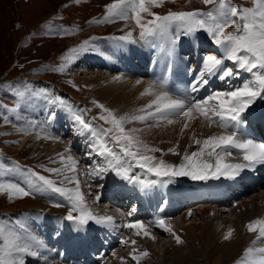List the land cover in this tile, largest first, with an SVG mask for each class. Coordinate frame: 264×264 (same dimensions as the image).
<instances>
[{"label":"rangeland","instance_id":"obj_1","mask_svg":"<svg viewBox=\"0 0 264 264\" xmlns=\"http://www.w3.org/2000/svg\"><path fill=\"white\" fill-rule=\"evenodd\" d=\"M252 1L253 0H251L250 3V0H231V4L232 6H236L238 8H247L249 5L253 6ZM114 2L115 0H79V2H76V0H0V80L5 81L8 77H17L21 75V77L23 78H28L29 80L36 81L38 83H52V88L54 90L57 89L60 90V94L63 95L65 98L72 100L74 103H77L82 108L85 107L86 109H88L89 116H94L96 120L104 122L105 129L111 127L112 125L110 123L106 122L105 120H101L99 118L101 114L107 115V113H105L104 109L100 108L98 104H103L105 108L111 109L114 115H116L117 117H120L122 113L119 114L116 113L115 112L116 110L115 108H113L112 103L108 105V103L106 104L101 100V97L103 95H101L102 93L100 92L102 90H106L111 85L115 87L123 86L124 88L123 90L125 91V93L127 92L130 93L133 89H138L142 87V84L146 78L151 80L154 83V85H156L157 88L160 89L162 87L161 82H158L153 79V77L156 74H158V73L155 74V70L153 73L151 69V74H149L148 72H147L148 74L144 73V70L147 69V67L144 64L140 66L137 63H135L138 67L142 68V71H139L137 69L139 74L141 75L144 73L142 75L143 78L141 79H136L140 77H136V75H134V72L131 70L130 72L132 73L133 77L136 78H132V76L126 75L125 74L126 69L123 70V72L120 71L118 74L117 73L109 74L107 70L105 71L92 70V69L88 70L84 67L79 68L78 65H72L73 61L71 60V58H69V55L71 53V50L74 48L75 44L77 43L76 41L80 39L78 37H83L90 33L100 34L104 32H112L118 35H125L129 31L134 33L135 30L139 28L136 25L134 19L129 18L125 20L118 17L114 18L111 21H105L106 22L105 25L102 24L103 22H98L100 25H93L97 23L95 21L104 20L108 12L106 5L112 4ZM240 2H242L245 5L244 6L240 5ZM254 3H255L254 6L255 8L256 2L254 1ZM215 4H220V0H214V2L211 4L204 3V0H162V2H160L158 5H148L150 9L149 12L141 13V16L143 18L142 23H147L148 21L153 19L151 13L157 14L158 12H167L171 10L184 11L196 6L207 7L209 5L210 6L208 9H212L215 6ZM128 15L129 17L133 15L131 10L128 11ZM51 17L52 19L60 18L67 22H76L77 24H79L80 30L77 31V33L79 32L78 35L76 33L74 36L65 38L64 36L58 37L53 33L52 35L49 34L48 31L49 23L46 22H48V19L52 20ZM34 30L37 31L34 33L30 32ZM22 38L24 39L22 40ZM200 38L194 43V45L200 40ZM202 38L206 39L205 37ZM155 40L160 41L162 39H155ZM114 41H120V40L113 38V42ZM128 42L133 43L137 47H139V45H142L141 47H143L145 44L148 45L147 41L142 39H136L135 42L134 41L132 42L128 41ZM103 44L104 45L100 43L101 48L108 46L107 45L108 43L106 42H104ZM112 45H114V43ZM156 48L158 47H155L156 54L161 53L162 56H168L170 58V55L166 54L164 50H162L161 48H158L157 50ZM105 53L107 54V52L105 51L103 52V55L96 54L92 56L89 60L104 63L106 67L109 69L116 68L117 65L115 66L114 63H116L118 60L114 59L113 56H111L112 55L111 52L109 53L110 58L104 56ZM173 53L176 54L175 49ZM104 57L106 58L104 59ZM180 58H181V63L185 61L182 57ZM148 59L146 61H148ZM119 61L123 62L120 58ZM51 63L56 64V67H54L51 71H48V69H45L44 65ZM181 63H179L178 66H180ZM178 66L175 67L177 69V71H175V74L176 72H180ZM231 67L233 66L231 65ZM55 69L58 70L55 71ZM233 71L235 72L237 71V69L233 67ZM179 74L184 75L181 73ZM240 74L241 73H239V75ZM127 76L129 77L126 78ZM235 77L237 76H234L233 78ZM252 78H253L252 75L246 72V75L243 77L240 84L239 82H232L226 90H232V88L241 85L245 80H251ZM130 80H132L133 83L128 84L127 81ZM218 80L219 79L211 77V81L213 82ZM23 81L24 79H21L18 81V83L20 84ZM98 83H100L101 85L97 88V91H94V88L96 85H98ZM14 84L15 83H10L11 86H14ZM15 88H18V86H16ZM15 88L12 90H15ZM26 88L29 91L32 90L29 84L26 86ZM35 89L37 92L41 91V88L38 85H36ZM202 90L203 88L200 91ZM192 95H194V93H192L191 96ZM131 96L132 95L127 96L120 94L113 99L124 102L128 105ZM156 97H157V92L153 91L151 94H147L144 93L143 91L140 92L138 90L137 95L135 96L129 108L127 109V112L130 114V117L138 116V115H146V113H148L149 111H154L155 105H153L151 109L147 108L146 106L149 105L153 100H155ZM205 97L206 96H204L203 99ZM1 101L5 102L6 104H9L8 106L12 111H14L12 112V114L15 115V117L19 116V111L17 112V108L15 105H11V100L4 99L3 97H1ZM259 102L262 107L261 115L264 123V100H259ZM22 105L24 106L25 103H22ZM141 109H143V111H141ZM80 114H82L83 117L85 118L84 110L80 111ZM38 116L41 117L42 121L47 122L48 126L50 127L49 121L50 120L52 121L50 117H48L47 115L42 116L40 115V113H38ZM15 117H11L7 113L3 114V111L0 112V158L8 155L14 156L17 157L18 159H21L24 163L31 164L33 169L40 175L51 178L54 181H57V178L63 179V177L66 176L67 173L66 170L58 174V173L50 172L48 171V169L50 168L59 169L64 167L65 165H71L72 161L70 162L66 160L61 161L60 156L56 155V153L52 155H47L48 154L47 152L49 150H47V152L45 153H38V152H33V149L31 148L22 149V150L17 149V146L21 141L20 135H24V134L26 135L31 133L33 135H36L34 140H37L39 142L44 141V143H46L47 146L52 145L57 140L62 141L63 138L58 136V139H53L51 137L44 136L41 133L40 134L44 137L39 136L36 133H32L30 132V129L27 128L26 124H23L24 126L22 124H15L12 121V119H14ZM168 119H171L173 121L177 120V122H179L180 119H183V116L179 117V115L176 116L171 115V117H168L167 119L159 115L146 116V119L144 120H131L130 122H125L123 127L125 128V130L137 129L138 131L134 133V135L138 136L140 140L143 139L142 141H144V143L147 144L146 141L148 139L145 140L144 137V136H148L146 129L151 130L152 133L153 132L163 133L176 128L172 123L169 124L167 122ZM165 124H168L167 127L164 126ZM211 126L219 127V125L218 124L216 125L215 123ZM139 127H142L143 130L145 128L146 129L144 131H140ZM94 132L96 133V136H99V134L97 133V129ZM56 133H59L57 129H56ZM95 139L96 137L93 136L92 134H89L82 138V140L88 145L92 144V142L95 141ZM180 146H181L180 144H175L174 142H170L168 145L164 146L163 148H160V154L158 158H163V159L165 158L164 160H166L168 163L179 164L184 152L181 155H175L173 153H170L168 150L175 149L176 151L181 153ZM82 149L83 148H78V146H74L72 147L71 152L69 149L68 150L70 152L69 156H72L73 158L77 157V160H75L78 162L75 165L76 170L79 169L80 162L83 163L80 169L84 171L85 175L81 176L80 190L84 193L85 201L87 204L88 203L87 201L89 200L88 197L93 196L90 191V183L98 187L99 185H101V182L103 180H111V181L113 180L111 178L109 171L103 172L99 176H97L93 171L94 169L106 168L107 161H105L103 157L101 155H98L97 152L95 151L89 152V154L87 155L78 156V151ZM232 154L233 151L231 152L230 155L229 154L226 155L231 156ZM64 157H67V155H64ZM33 163H35V165ZM143 171L144 170H141L138 167H133V173L139 175ZM71 175H73L72 172L70 175L67 176H71ZM113 176L117 177L115 174ZM204 182L205 181H200L199 184H202ZM57 184H61V183L57 182ZM68 186L69 188H73L74 184L69 183ZM217 188L220 189V186L217 185ZM228 189L229 187L226 188L225 190ZM92 192L96 194L93 189ZM174 192L175 194H177L178 192H185L184 187L178 186V188L174 189ZM8 193L9 192L7 191L0 192V211L11 210L18 212V210L21 209L40 208V207H45V208L47 207L50 208L51 211H55L53 209V205L47 203L45 200H41V201H37V200L34 201L33 199L28 200V198H26L27 196L21 197L18 195L10 200H7L6 198L2 197L3 195L7 196ZM167 193H168V188L164 187L163 194L166 196ZM199 194H201V192H199ZM213 196L214 195L207 194L206 197L207 198L211 197L210 198L212 199L211 201L203 202L201 204L198 203L195 206H193V211L190 210L189 212H187L188 210L187 211L185 210L186 211L185 212L183 210L178 215L174 216V218L177 219V221L176 220L173 221V225L174 227L177 228L176 225L178 223L180 227L178 233L184 234V235L181 234V240L183 241V243L173 242L176 238H172V236L167 237L168 231L163 230V228H155L156 231L154 232L155 234H157L158 239L156 240V238H154L153 240V238H151L149 242L147 241L148 247L153 251L150 264H167L166 262L168 261L167 258H169L171 261L174 262L179 257H176L174 259L171 258V250L173 248L175 249L176 247H180V249L181 247L189 249L191 250L192 254L185 256V258L180 257L181 261L180 260L176 261V263L174 264H212V262H214V260L216 259L215 256H212L214 250L215 251L222 250L225 248L226 245L232 242L231 240L225 239V236L228 235V233L233 229L234 226H237V224L234 223H238V220L241 221V219H243V221L239 227L241 239L239 240L240 242L238 243V246L241 243H242L241 248L245 245L246 240L244 239V237H248L247 234L256 235L259 239L264 240V237L260 235L259 230L255 229V231H250L247 230L244 226V223L247 220V218L244 215V213L246 212L245 209L248 208L250 212L254 213L252 210V206H257L258 209L260 203L264 202V199H261V197L264 196V190L260 191L259 193H251V195H249L243 201L236 200V204L232 205L233 209H231L229 213L222 212V207H219L220 205L219 201L215 200L214 199L215 196L214 197ZM257 196H260V198H258L255 204L252 205L251 200H253ZM154 197L156 198L155 195ZM210 205L214 207H211ZM164 209L165 210H163V213L169 212L168 209H166V202H164ZM258 210L256 214L254 213L255 219L264 221V204L262 205L261 210L259 212ZM188 214L190 216L188 217L185 216ZM238 217L240 218L238 219ZM39 233L40 234L43 233V229L41 227L36 228V234L38 235ZM244 233L247 234L243 236ZM257 234L260 236H258ZM2 243L3 241L0 240V244ZM247 249L249 248L246 247L245 250ZM166 252L168 253L167 257L165 256ZM252 253L254 254L260 253L261 255H264V252H261L259 250L258 251L252 250ZM235 256L236 254L232 259L222 264H230L232 260L235 258ZM245 257L246 258L244 260L239 261L238 264L241 263L254 264L253 260L256 259H258L256 260V264H258V262L262 259L259 257H254V258L251 257L249 258L248 256ZM20 258H22V256H20Z\"/></svg>","mask_w":264,"mask_h":264},{"label":"snow or ice","instance_id":"obj_2","mask_svg":"<svg viewBox=\"0 0 264 264\" xmlns=\"http://www.w3.org/2000/svg\"><path fill=\"white\" fill-rule=\"evenodd\" d=\"M76 2H79V0H76ZM160 2L162 0H115L114 3L106 5L108 12L104 20L95 22L111 21L117 17L125 20L132 18L140 29V38L145 41L150 38L165 40L168 46L166 51L169 55H172L175 45L182 37L191 36L195 32L203 30L209 35L214 44L219 46L218 51L222 50V55H206L202 58L198 68L189 67L188 73L194 75L188 87L181 93L185 98L173 99L168 92H162L146 106L151 109L155 105L154 111H149L146 115L117 117L111 109L105 108L103 104H98L107 113V115L101 114L99 118L112 125L106 129L101 126L99 136L91 131L92 126L85 121L82 114L75 115V124H78L81 129H89L90 134L96 137L91 147L96 149L98 155L105 156L108 164L107 168L94 169L93 171L97 176L103 172L111 171L123 181L139 184L142 188H148L158 183V181L139 179L133 174V167H138L157 178L170 179L188 176L193 180L205 181L221 177L231 178L244 168L264 164V143H256L244 136L242 132L238 135V131L246 123L244 118L246 111L258 99L264 100V0H255L256 7L252 9L232 6L231 0H220L217 8L206 13L200 11L169 12L164 16L151 13L153 19L147 23H142L141 13L149 12L148 5H158ZM213 2L214 0H204L206 4ZM129 10L133 13L131 17L128 15ZM174 21L182 22L180 30L173 31L171 29ZM230 25L236 26L235 32L225 31ZM116 39L132 41L133 33L129 31ZM84 44L87 45L88 41H85ZM71 51L76 52L77 49ZM226 61L233 62L237 71L234 72L233 67H228ZM239 70L251 74L253 78L245 80L232 90H214L203 100H195L191 96V93L200 91L210 83L209 77L230 82L232 77L239 76ZM161 83L165 84L166 81H161ZM151 90L152 85L149 86L148 91ZM16 95L18 98L23 97L25 92L18 91ZM212 101H215V103H211ZM194 112L210 123H216L225 129H231V131L208 136L203 141L194 139V143L201 145V147L191 152V154L185 151L179 164L168 163L163 158L151 155L150 153L160 150L148 147L138 136L134 135L138 131L137 129L125 130L123 127L125 122L144 120L146 116L159 115L166 118L168 114H172L186 118L181 130L183 131L189 127L188 122L194 119ZM54 116V112L49 114L50 118H54ZM167 122L171 124L173 120L168 119ZM168 151L175 155H181L175 149H169ZM232 151L242 153L245 163L227 162L225 154L230 155ZM58 155H60L61 161L70 160L72 164L59 169L50 168L48 171L58 174L65 170L72 172L73 175H66L63 180L74 184L73 188L60 187L57 181L38 173H31L32 176L36 177V180H30L26 186L14 182H5L3 177L6 173L3 165H0V192H9V199L17 195L25 197L33 192L41 193L46 190L59 194L71 203V211L63 219L71 222V228L75 232L83 231L89 222L104 226L114 225V217L94 214L88 208L76 174L75 165L78 162L71 156ZM206 156L214 157V163L206 159ZM26 187L28 190H26ZM99 199L100 197L97 196L96 200ZM73 212L79 214L73 215ZM16 223L21 226L23 231L11 230L0 224V240L3 241L0 244V264H25L24 260L20 258L22 254L38 255L32 249L33 247H39L41 242L31 233L30 229H27L23 221H17ZM154 223L158 227L170 231L164 218L157 217ZM125 226L134 229L136 235L150 236L143 221L136 220ZM257 226L260 228V235L264 237V221L258 219L250 222L248 229L255 231ZM231 234L230 231L225 239H229ZM56 235H59V231ZM152 238L154 239V237ZM176 241L177 243H183L179 236H176ZM121 243L127 244V241L122 240ZM132 243L134 245L136 242L132 241ZM135 251L134 249L132 258L137 261L141 256L149 255L147 251H144L141 256H137ZM259 251L264 252V249ZM250 252H252V248L247 249L245 255L247 256ZM258 264H264V258Z\"/></svg>","mask_w":264,"mask_h":264},{"label":"bare ground","instance_id":"obj_3","mask_svg":"<svg viewBox=\"0 0 264 264\" xmlns=\"http://www.w3.org/2000/svg\"><path fill=\"white\" fill-rule=\"evenodd\" d=\"M134 42H135V40H134ZM160 42L162 43L160 45V47L159 46H156V47L161 48L162 50H164V52L166 54H168L167 51H165L167 49V47H168L167 46V42L165 40H160ZM206 42H207V39H204V38L201 37L200 40L194 45L195 50L197 51L198 48L205 47L207 45ZM113 43H114V45H112V51H111L112 55L111 56H113L114 59H117L118 60L116 63H114L115 66L117 65V67H120L122 69V71L125 70V69L126 70L129 69V70H131V71L134 72V75H137V73L139 74V72L137 71V69L139 71H142V68L141 67H138L135 64V62H132L130 57H131V55H135L138 58V61L139 62H145L149 58V47L146 46V44L143 47H141L142 45H139V47H137L133 43H130V42L125 43L123 41H114ZM102 45H104V44L102 43ZM158 48H156V49L158 50ZM173 54L174 53H172V55H170L171 68L168 67V66H166V68H167V71H170V73L173 74L175 77L180 78L181 77V75L179 74L180 72H176V74H175V71H177V69L175 67H177L178 64L181 63V58L178 55L177 56L175 55V57H173ZM104 56H106L107 58H110V54L109 53H107V54L105 53ZM106 57H104V59ZM119 58L123 62L119 61ZM174 62H175V64H174ZM107 63H108V61H107ZM159 69H162V68L159 67ZM126 70H125V72H127ZM147 70L148 69H145L144 70V73L145 74H148L147 73ZM154 70H155V74L158 73L157 66L156 67H154V66L152 67V72L153 73H154ZM193 75L194 74H189L188 71H187V77H186V79L191 80L192 77H193ZM128 77L129 76H127L126 78H128ZM132 78H136V77H132ZM136 79H141V78H136ZM120 80H122V79H120ZM183 80H184V76H183ZM127 83L128 84H131V83H133V81L130 80V81H127ZM100 85L101 84L98 83V85L95 86L94 91H97V88ZM150 85H152V90L151 91H148ZM123 89H124L123 86H121V87H119V86L115 87V86H112L111 85L106 90H102L100 92V93H102L101 95H103L101 97V100L103 102H105L106 104L108 103V105H110L112 103L113 104V108H115V110H116L115 111L116 113H118V114L119 113H122L121 116L127 115L129 117H130V114L127 112V109L129 108V106L132 103L133 99L137 95V91L138 90L140 92L143 91L144 93H147V94H151L153 91L154 92H157V95L160 94V93H162V91L159 90V88H157L156 85H154V83L151 80L147 79V78L143 82L142 87H140L138 89H133L130 93L127 92L129 94L125 93V91ZM120 94L127 95V96L128 95H132L131 98H130V101H129V104L128 105L126 103H124V102L117 101V100L113 99V98L117 97ZM95 97H96V95H95ZM193 115H194V119H192L191 121L188 122L189 123V127L187 129H184L183 131H181V130L183 129V125H184V123L186 121V118L185 117H183V119H180L179 122H177V120L173 121L172 124L176 128L173 129V130H169V131L163 132V133H160V132H153L152 133L151 130L145 128L146 129V132H147V134L149 136V137L148 136H144L145 137V140L148 139L146 141L147 142L146 145H148V147H150V148H155V149H159L160 150V148H163L164 146L168 145L170 142H174L175 144H180L181 145L180 146L181 147V150H180L181 153L180 154H182L185 151H187L189 154H191V152L196 151V150H198L199 147H201V145H197V144L194 143V139H199V140L203 141L208 136H211V135H214V134L215 135H219V134L223 133L220 130H218L217 128H215L214 126H208L207 123L202 118L198 117L195 113H193ZM49 122H50L49 123L50 128L52 130L58 124V122L57 121H54V120H52V121L50 120ZM213 124L214 123H212L211 125H213ZM139 125H140V123H139ZM167 125L168 124H165L164 126L167 127ZM139 129H140V131H144L145 130V129L143 130L142 127H139ZM56 134L58 136H60V133H56ZM35 137H36V135H33L31 133L30 134H26V135L25 134L24 135H20L21 141L19 142V144L17 146V149L22 150V149H30L31 148V149H33V152H38V153H45V152H47V150H49L47 152L48 153L47 155H52V154H55L56 153V155L62 154L63 156L64 155H67V157L69 156L70 152H69L68 148L66 147V142L64 140H62V141L57 140L52 145L47 146V144L44 143V141H40L39 142L37 140H34ZM195 146H198V147H195ZM166 150H167V148H166ZM150 154L158 157L159 154H160V151H156V152L150 153ZM58 156H60V155H58ZM66 161L70 162V160H66ZM210 161L213 162L212 159ZM246 170H249V169L248 168H244V169H242L241 172L246 173ZM66 172H65L66 175H70L71 174L70 171H67L66 170ZM221 195H224V194L222 193ZM258 198H260V196H257L256 198H254L253 200H251V202H252L251 204L254 205L255 202H256V200ZM88 199H89L88 200L89 202H93L94 201V196L88 197ZM261 199H264V196L261 197ZM210 200H212V199H210ZM210 206L211 207H214L212 205H210ZM245 206H247V205H245ZM258 209H257V206H252V210H253V212L255 214H256L257 210H258V212L261 210L260 208H258ZM245 211L246 212L244 213V215H245V217L247 219L250 218L252 215H254V213L250 212L248 210V208H246ZM187 212H189V211H187ZM185 216H187V215H185ZM239 218L240 217H238V219ZM237 220H236V222H237ZM242 221H243V219H241V221L238 220V223H234V224H237V226H234L233 227V229L231 230V232H232L231 237L228 239V240H231L232 242L230 244L226 245L225 248L222 249V250H216V251L214 250V253H213L212 256H215L216 259L214 260V262H212V264H222V263L227 262L230 259H232L235 254H236L235 258L238 256V253H240L239 251L241 250V245H242V243H241L238 246V243L240 242L239 240L241 239V234H240V231H239V227H240ZM245 234H247V233H244L243 236ZM247 235H248V237H244V239L246 240V243L243 246V248H246V247L252 248L253 251H258L260 249H264V244L261 243L262 242L261 239H259L256 235H252V234L251 235L250 234H247ZM258 236H260V235H258ZM152 237L156 238V240L158 239L157 234H150L149 237H145V240L149 242V240H151ZM181 249H183V250H181ZM181 249H180V247H176L175 249L173 248L171 250V258H173V259L176 258V257H179V258L176 259L174 262L171 261L169 258H167L168 259V261H166L167 264H174V263H176V261H179V260L181 261V258L182 257L185 258V256H188V255H191L192 254L191 250H189V249L182 248V247H181ZM167 254L168 253L166 252V255H165L166 257H167ZM247 256L249 258L250 257L251 258H254V257L264 258V255H261L260 253L254 254L252 252L248 253ZM211 258H213V257H211ZM235 264H238V262L235 263Z\"/></svg>","mask_w":264,"mask_h":264}]
</instances>
